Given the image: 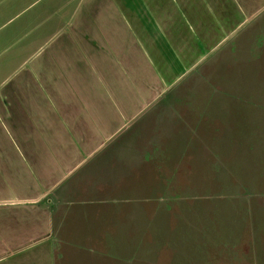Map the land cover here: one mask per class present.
I'll return each instance as SVG.
<instances>
[{"label":"crops","instance_id":"1","mask_svg":"<svg viewBox=\"0 0 264 264\" xmlns=\"http://www.w3.org/2000/svg\"><path fill=\"white\" fill-rule=\"evenodd\" d=\"M263 16L264 0H0V264H114L130 192L200 188L225 138L210 128L264 98L245 86Z\"/></svg>","mask_w":264,"mask_h":264},{"label":"rangeland","instance_id":"2","mask_svg":"<svg viewBox=\"0 0 264 264\" xmlns=\"http://www.w3.org/2000/svg\"><path fill=\"white\" fill-rule=\"evenodd\" d=\"M245 77L248 88H264V67L255 77L251 72ZM254 96L240 95L229 126L210 128L225 138L214 149L216 156L205 157L216 158L217 166L208 161L207 170L193 174L200 188L166 190L160 183L157 189L130 192L137 205H126L121 232L127 235L111 245L112 263L263 264L264 98Z\"/></svg>","mask_w":264,"mask_h":264}]
</instances>
